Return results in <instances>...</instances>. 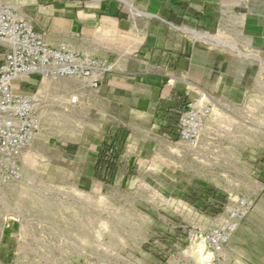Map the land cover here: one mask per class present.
I'll return each mask as SVG.
<instances>
[{
	"label": "rangeland",
	"instance_id": "obj_1",
	"mask_svg": "<svg viewBox=\"0 0 264 264\" xmlns=\"http://www.w3.org/2000/svg\"><path fill=\"white\" fill-rule=\"evenodd\" d=\"M100 1L116 15L89 32L97 46L82 53L113 66L145 44L184 39L196 63L185 102L205 92L213 115L189 146L158 135L148 116L100 94L101 85L46 88L26 183L0 185V264H183L192 227L214 225L242 197L255 206L229 245L231 264H264V0H175L207 15L209 27L198 29L194 17L166 23L157 1ZM74 92L80 101L71 106ZM88 131L122 133L114 175L100 178L86 157L65 153Z\"/></svg>",
	"mask_w": 264,
	"mask_h": 264
},
{
	"label": "built area",
	"instance_id": "obj_2",
	"mask_svg": "<svg viewBox=\"0 0 264 264\" xmlns=\"http://www.w3.org/2000/svg\"><path fill=\"white\" fill-rule=\"evenodd\" d=\"M0 45L5 49L0 64V185H23L27 172L25 157L41 132L42 112L48 94L40 83L82 80L97 90L110 72L109 59L71 50L67 45L54 47L35 31L30 19L16 7L0 3ZM68 95L69 105H77L79 94ZM214 112V104L205 93H198L180 114L176 140L196 146ZM102 186V183H100ZM255 206L251 197H242L225 208L206 227L195 225L187 237L185 262L198 264L194 246L203 239L212 254L211 264H231L229 245L243 221ZM191 254V256L188 255Z\"/></svg>",
	"mask_w": 264,
	"mask_h": 264
},
{
	"label": "crops",
	"instance_id": "obj_3",
	"mask_svg": "<svg viewBox=\"0 0 264 264\" xmlns=\"http://www.w3.org/2000/svg\"><path fill=\"white\" fill-rule=\"evenodd\" d=\"M86 1L90 0H0V3L16 7L32 21L35 31L48 44L67 45L72 50L89 53L95 50L98 42L89 32L106 19L114 20L117 9L100 0L84 5ZM153 1L159 2L160 12L167 15L166 23L194 17L197 29L209 27L204 12L195 14L193 7L185 11L175 0ZM124 57L113 62L112 70L101 83L100 94L109 96L126 109L148 116L158 135L176 137L180 114L190 102H185L187 87H195L187 78L196 70L189 44L177 37L175 44H145L133 55ZM4 58L5 49L0 45V64ZM122 145V133L118 131H88L82 134L75 150L68 148L65 153L86 157L87 168H93L95 175L104 178L115 174L121 163ZM213 200H216L215 195L208 201Z\"/></svg>",
	"mask_w": 264,
	"mask_h": 264
},
{
	"label": "bare ground",
	"instance_id": "obj_4",
	"mask_svg": "<svg viewBox=\"0 0 264 264\" xmlns=\"http://www.w3.org/2000/svg\"><path fill=\"white\" fill-rule=\"evenodd\" d=\"M133 6V5H132ZM134 9V8H133ZM132 10V8H131ZM153 10V9H152ZM134 12V11H133ZM149 17V19L151 18H155V19H160L159 16L157 15H154V14H148L146 15ZM187 33L193 37H203L204 35L203 34H200L198 33L196 30L194 29H187ZM127 52H125L123 54L126 55ZM109 70L111 71L112 70V66H110ZM68 82L66 83H62V82H57V83H52L50 81H46L45 82V88H47V90L49 91H57L59 90L61 87L64 86V88H76L78 85H81L80 83H73L71 80H66ZM44 88V87H43ZM81 89V88H80ZM201 93H205V92H201ZM206 94V93H205ZM207 95V94H206ZM208 96V95H207ZM209 97V96H208ZM43 115H41V121L43 119ZM50 119H48L49 121ZM41 134L38 135L36 141L34 142L33 145H35L38 141H39V137H40ZM33 147V146H32ZM30 158V157H29ZM28 159V156L25 157V161ZM28 168V167H27ZM6 187L8 189H13L14 188V184L13 183H7L6 184ZM251 217V216H250ZM248 230V228L246 229ZM189 256H191V254L188 253ZM193 257L195 259V261L198 263V264H211V261H212V254L207 250L206 248V245H205V242L204 240L201 238L198 240V242L196 243V245L194 246V253H193Z\"/></svg>",
	"mask_w": 264,
	"mask_h": 264
}]
</instances>
